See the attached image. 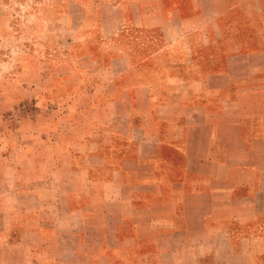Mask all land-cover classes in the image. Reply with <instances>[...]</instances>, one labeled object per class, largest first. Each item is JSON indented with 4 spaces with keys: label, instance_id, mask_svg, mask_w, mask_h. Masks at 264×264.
Segmentation results:
<instances>
[{
    "label": "crops",
    "instance_id": "crops-1",
    "mask_svg": "<svg viewBox=\"0 0 264 264\" xmlns=\"http://www.w3.org/2000/svg\"><path fill=\"white\" fill-rule=\"evenodd\" d=\"M154 1L10 153L0 264H264V0Z\"/></svg>",
    "mask_w": 264,
    "mask_h": 264
},
{
    "label": "rangeland",
    "instance_id": "rangeland-1",
    "mask_svg": "<svg viewBox=\"0 0 264 264\" xmlns=\"http://www.w3.org/2000/svg\"><path fill=\"white\" fill-rule=\"evenodd\" d=\"M154 2L0 0V211L10 205L4 196L18 190L12 184L17 160L11 164L10 153L32 146L44 122L56 114L54 109L59 110L58 116L66 112L48 106L53 94L69 93L49 89L51 84L95 67L86 54L99 53L108 59L118 51L119 40L126 43L132 36L146 34L140 24L146 12L135 8ZM15 256L0 249V262L15 261Z\"/></svg>",
    "mask_w": 264,
    "mask_h": 264
}]
</instances>
